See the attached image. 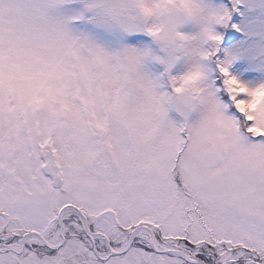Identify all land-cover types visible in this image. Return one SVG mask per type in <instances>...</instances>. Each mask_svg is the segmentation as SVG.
<instances>
[{"label": "snow or ice", "instance_id": "6c2138e0", "mask_svg": "<svg viewBox=\"0 0 264 264\" xmlns=\"http://www.w3.org/2000/svg\"><path fill=\"white\" fill-rule=\"evenodd\" d=\"M0 264H264V0H0Z\"/></svg>", "mask_w": 264, "mask_h": 264}]
</instances>
